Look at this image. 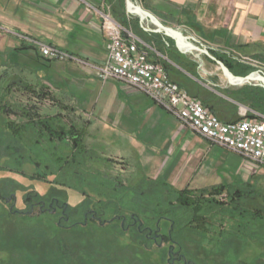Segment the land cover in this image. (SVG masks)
Returning <instances> with one entry per match:
<instances>
[{
  "label": "crops",
  "instance_id": "1",
  "mask_svg": "<svg viewBox=\"0 0 264 264\" xmlns=\"http://www.w3.org/2000/svg\"><path fill=\"white\" fill-rule=\"evenodd\" d=\"M112 1L0 0V62L24 68L27 90L55 96L50 107L57 110L51 115L70 110L73 128L82 122L87 134L116 151L125 168L139 169L148 180L175 190L221 187L219 195L244 191L264 199V164L183 128L176 116L133 86L97 76L96 66L107 58L101 12L116 19L127 14L124 0ZM135 1L165 25L182 28L198 45L264 63V0ZM142 27V33L133 32L153 43L150 59L166 64L171 78L223 121L241 119L245 112L248 117L264 115V87L258 80L233 84L207 55L177 47L173 37L155 31L150 21ZM22 35L61 47L87 64L45 60ZM255 67L238 64L232 72L247 76ZM244 255L241 251L238 260L248 264ZM252 262L264 264V251Z\"/></svg>",
  "mask_w": 264,
  "mask_h": 264
},
{
  "label": "rangeland",
  "instance_id": "2",
  "mask_svg": "<svg viewBox=\"0 0 264 264\" xmlns=\"http://www.w3.org/2000/svg\"><path fill=\"white\" fill-rule=\"evenodd\" d=\"M126 12L117 15L120 22L142 33L140 16ZM222 57L238 65L246 56ZM255 60V71L264 73L263 61ZM11 65L0 62V264H244L241 251L253 264L264 251V220L254 214H264L263 197L206 203L205 228L189 223L194 208L181 206L173 187L125 168L82 122L72 127L70 110L51 115L55 96L27 90L24 68ZM74 136L81 137L77 143ZM41 200L44 206L32 207ZM236 206L242 213L232 211Z\"/></svg>",
  "mask_w": 264,
  "mask_h": 264
},
{
  "label": "built area",
  "instance_id": "3",
  "mask_svg": "<svg viewBox=\"0 0 264 264\" xmlns=\"http://www.w3.org/2000/svg\"><path fill=\"white\" fill-rule=\"evenodd\" d=\"M101 15L103 31L107 37V58L103 64L96 66L100 79L105 81L114 78L133 86L176 116L183 128L264 164V115L248 117L245 112L241 119L223 121L200 98L191 95L173 80L163 63L150 59L152 46L111 14L101 12ZM22 36L45 59L83 61L61 47ZM241 62L259 66L258 61L247 56L242 57ZM225 196L220 195L222 199Z\"/></svg>",
  "mask_w": 264,
  "mask_h": 264
},
{
  "label": "water",
  "instance_id": "4",
  "mask_svg": "<svg viewBox=\"0 0 264 264\" xmlns=\"http://www.w3.org/2000/svg\"><path fill=\"white\" fill-rule=\"evenodd\" d=\"M126 8L128 12L136 13L140 16L141 25H143L145 21H150L156 25L157 29L155 31L163 32L173 37L176 40L178 46H181L182 48H187L188 50H190V52L198 51L200 54H205L210 57L212 60H214L221 66L223 74L230 81L238 84H244L252 82L253 79H256L264 87L263 72L253 71L247 76H237L232 73V71L225 65L223 61L216 58L211 53L210 48L196 44V40L192 36L185 34V31L182 28L163 24L153 13L145 9L140 4H136V2H134L133 0H126ZM10 199L11 198H7L8 201Z\"/></svg>",
  "mask_w": 264,
  "mask_h": 264
},
{
  "label": "trees",
  "instance_id": "5",
  "mask_svg": "<svg viewBox=\"0 0 264 264\" xmlns=\"http://www.w3.org/2000/svg\"><path fill=\"white\" fill-rule=\"evenodd\" d=\"M211 53L218 57L219 59H221L222 61L225 62V64L230 68V70H232V67L234 66V64H232V62L228 61L227 59L223 58L222 55H220L218 52L211 50ZM237 64H240L241 62H237L235 61ZM25 114H23L24 116ZM46 128L48 130H50L51 126L50 125H45ZM80 136L79 137H75L74 136V142L77 143L80 140ZM223 193V188L218 187V188H214L212 190H192L189 188H185V189H181V190H176V194H177V200L178 202L181 204V206L183 207H193L194 209V215L191 221H189V223L191 224H196V226L198 227H202L203 229L205 228L206 221H205V215H202L200 213V210L202 208H204L206 205V203H208V205L210 204V206H217V205H221L224 203H237L238 200H241L243 198V194L247 192L244 191H237L234 193H228V197H230V200L228 202H221L219 201L217 198L212 197L214 195H219ZM206 197V199H205ZM29 199V198H28ZM223 201V200H222ZM225 201V200H224ZM240 211V208L238 206L233 207L232 211L236 213V211ZM242 213V212H241ZM254 214L256 215V218H264V214L261 213L260 211L254 212ZM241 218H244V216H242L241 214ZM188 223V224H189ZM167 239L166 236H164V240Z\"/></svg>",
  "mask_w": 264,
  "mask_h": 264
},
{
  "label": "flooded vegetation",
  "instance_id": "6",
  "mask_svg": "<svg viewBox=\"0 0 264 264\" xmlns=\"http://www.w3.org/2000/svg\"><path fill=\"white\" fill-rule=\"evenodd\" d=\"M54 202L56 203V206H58V201H57V199H55ZM32 205H33V206H32L33 208H35L36 205L44 206V205H45V201L41 200V201H39V202H34V203H32ZM162 239H163V241H164V237H162ZM179 260H183V257L181 256V257L179 258Z\"/></svg>",
  "mask_w": 264,
  "mask_h": 264
}]
</instances>
